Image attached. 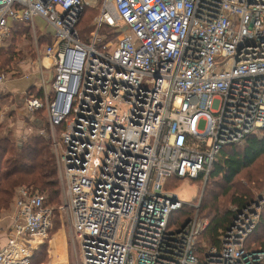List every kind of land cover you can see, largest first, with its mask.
<instances>
[{
    "label": "built area",
    "instance_id": "obj_1",
    "mask_svg": "<svg viewBox=\"0 0 264 264\" xmlns=\"http://www.w3.org/2000/svg\"><path fill=\"white\" fill-rule=\"evenodd\" d=\"M89 1L0 0V45L20 24L35 37V19L46 24L38 39L51 42L35 39V49L53 79L47 89L41 78L42 99L25 110L47 116L59 215L84 264H264V252L245 248L260 205L198 249L201 197L184 205L165 189L172 179L204 184L224 146L264 129V0H99L83 42L76 27ZM13 206L0 264H32L54 210L36 186L18 188ZM182 207L193 217L169 228Z\"/></svg>",
    "mask_w": 264,
    "mask_h": 264
},
{
    "label": "trees",
    "instance_id": "obj_2",
    "mask_svg": "<svg viewBox=\"0 0 264 264\" xmlns=\"http://www.w3.org/2000/svg\"><path fill=\"white\" fill-rule=\"evenodd\" d=\"M88 11L84 10L76 27L81 36L91 28L90 16L89 14L86 16ZM2 51L3 49H0V52ZM5 51L0 54V65L8 67L16 64L15 52L10 49ZM30 97L42 99V91L31 85L25 91V100ZM42 113L43 111L35 112L32 116H37V119L43 122ZM2 130L0 125V133ZM9 135L0 138V211L9 208L18 187L47 186V205L51 208L59 205L60 189L56 164L48 140L33 136L17 145L11 142ZM178 181V179L168 181L165 189L171 190L173 187L171 183ZM202 182V179L196 181L197 184ZM263 188L264 129L248 135L240 145H228L220 150L203 187L198 217L207 220L208 227L198 237L196 247L201 249L217 246L220 235L231 225L235 214L251 204L256 193ZM223 198H227L231 207L225 211H222L224 204L220 203ZM185 208L188 207L171 213L169 228L178 230L193 217L194 210ZM56 227L57 221L53 218L48 238ZM245 248L248 251L264 252V206L260 208L258 224L247 238ZM38 250L33 253L32 264H36Z\"/></svg>",
    "mask_w": 264,
    "mask_h": 264
},
{
    "label": "rangeland",
    "instance_id": "obj_3",
    "mask_svg": "<svg viewBox=\"0 0 264 264\" xmlns=\"http://www.w3.org/2000/svg\"><path fill=\"white\" fill-rule=\"evenodd\" d=\"M89 4L90 5L86 8V10H89L86 16L88 14L90 16L91 21L89 26L91 28L84 34V36L79 35L80 33L78 34L80 40L84 42L89 40L90 33L93 31L94 20L99 13V0L89 1ZM35 25L37 30H39L37 37L32 35V32L27 25L20 24L14 28L10 36L6 37V39H4L3 43L0 45V49H3L0 54H3L6 52L5 50L10 49V51L12 50L15 52V58H17L15 61L16 64H12L8 67L5 65H0V77H4L3 82L0 84V89L6 88V83L15 82L17 84H22L25 82L26 84V82L30 80V83L40 90L42 85L41 78L45 80L44 82L46 87L49 89L53 79L54 69L53 67L43 69L39 65V61H41L43 57L41 54L36 52L35 39H37L38 45H40L42 48L48 45L51 41L48 36H43L42 38L38 39L42 32H46V24L44 21L41 19H35ZM102 30L103 35L107 36L109 34L105 29ZM114 34L112 35L114 36ZM113 36L107 37V41H110ZM42 48H40V50ZM23 77L25 78L23 79ZM23 90L24 88L21 89L20 92L13 93L11 96H3V93L0 92V125L3 128L2 133H0V138L10 134L9 137L11 142L18 145L30 137L40 136L46 141L48 140L51 153L54 156L52 149L53 142L51 138V129L48 126L47 116L43 111V123L42 120L37 119V116H32L26 112L25 91L23 92ZM4 92L6 91L4 90ZM203 129L204 123L200 122L198 125V130L202 131ZM171 186H173L171 191H173V193L177 196L179 202L184 205H188L194 204L196 201H198L199 197H201L203 193L204 184L203 182L201 184H197L196 182L184 179L171 183ZM36 187H39L40 190L42 189L48 198L47 186L40 185ZM167 190L169 191L170 189ZM13 202L14 200L8 209L0 211V245L5 243L10 232L14 213ZM220 203L221 205L224 204L222 206V211L231 208L227 202V198H223ZM252 203L255 205H260L261 208L264 206V188L259 193H256ZM53 207L54 208L52 209L54 210V218L57 221V227L55 231L53 228L51 236L49 238L47 237L48 241L46 239L45 242L38 248L39 250L35 260L36 264H61L65 259H67L68 264H77L75 251L77 252L78 256V263L84 264L79 243L76 242L75 249L72 242L70 241L69 223L66 221V217L64 215L63 217L61 216L63 218L61 221L59 215V210L62 207L60 194L59 205ZM185 209L188 210V208ZM173 218H176L175 215ZM62 222H64V227L62 226Z\"/></svg>",
    "mask_w": 264,
    "mask_h": 264
},
{
    "label": "crops",
    "instance_id": "obj_4",
    "mask_svg": "<svg viewBox=\"0 0 264 264\" xmlns=\"http://www.w3.org/2000/svg\"><path fill=\"white\" fill-rule=\"evenodd\" d=\"M25 77H23V79H24ZM29 78V77H28ZM3 82V81H2ZM2 82H0V84L2 83ZM22 84H23V86H22ZM22 84H17V83H15V82H11V83H6L5 85H6V88H1L0 89V92H2L3 93V96H6V95H9V96H11L13 93H17V92H20L21 91V89H23L24 88V90H23V92L24 91H26V89L28 88V87H30L31 85H32V83H30V80H28V82H26V84H25V82H23ZM1 87V86H0ZM4 90L6 91V92H4ZM29 114V113H28ZM30 115H32V114H30ZM1 246V245H0Z\"/></svg>",
    "mask_w": 264,
    "mask_h": 264
},
{
    "label": "water",
    "instance_id": "obj_5",
    "mask_svg": "<svg viewBox=\"0 0 264 264\" xmlns=\"http://www.w3.org/2000/svg\"><path fill=\"white\" fill-rule=\"evenodd\" d=\"M187 223H188V221L185 223V225H186ZM185 225H184V226H185Z\"/></svg>",
    "mask_w": 264,
    "mask_h": 264
}]
</instances>
